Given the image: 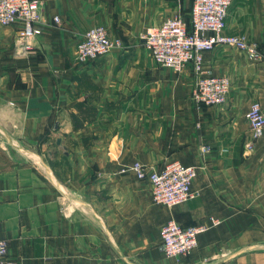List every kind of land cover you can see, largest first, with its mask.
<instances>
[{"label": "crops", "instance_id": "1", "mask_svg": "<svg viewBox=\"0 0 264 264\" xmlns=\"http://www.w3.org/2000/svg\"><path fill=\"white\" fill-rule=\"evenodd\" d=\"M191 4L40 0L41 34L23 55L20 24L0 25V239L8 264H264V132L245 147L249 106L264 104V0H233L224 27L255 43L262 59L223 44L203 53V72L231 83L213 106L191 99V64L178 73L156 64L141 38L175 14L189 21ZM95 25L121 45L77 62L76 44ZM171 160L196 168L193 198L172 207L121 171ZM211 217L219 223L189 255L161 251L165 222Z\"/></svg>", "mask_w": 264, "mask_h": 264}, {"label": "built area", "instance_id": "2", "mask_svg": "<svg viewBox=\"0 0 264 264\" xmlns=\"http://www.w3.org/2000/svg\"><path fill=\"white\" fill-rule=\"evenodd\" d=\"M233 0H191L189 21L181 14L163 20L159 25L147 28L141 38L150 51L154 62L178 73L191 64L195 73L191 88V99L205 106L225 102L230 91V80L226 76L207 75L202 70L203 53L223 44L246 53L253 60L262 59L255 43L239 35L224 32L225 17ZM55 22L58 18H53ZM20 24L16 37L17 52L27 54L32 40L41 34L42 13L40 0H0V25ZM120 41L109 37L104 25L88 28L76 44L75 59L87 60L106 54ZM251 132L245 147L250 150L255 140L264 132V104L251 102L246 114ZM203 151L209 146H203ZM121 171H131L140 180L150 185L152 200L160 205L172 207L193 198L191 182L196 176L193 165L178 160L164 163L160 168L149 169L134 161ZM219 221L213 217L208 222L182 226L168 220L160 228L161 251L168 257L187 256L197 245L198 236ZM0 264H8L7 242L0 239Z\"/></svg>", "mask_w": 264, "mask_h": 264}, {"label": "trees", "instance_id": "3", "mask_svg": "<svg viewBox=\"0 0 264 264\" xmlns=\"http://www.w3.org/2000/svg\"><path fill=\"white\" fill-rule=\"evenodd\" d=\"M187 22H188V20H187Z\"/></svg>", "mask_w": 264, "mask_h": 264}]
</instances>
